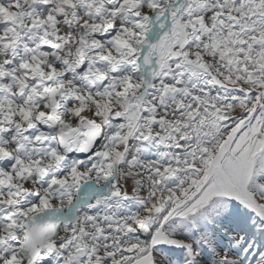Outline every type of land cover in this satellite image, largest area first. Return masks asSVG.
I'll list each match as a JSON object with an SVG mask.
<instances>
[{
	"label": "snow or ice",
	"instance_id": "obj_1",
	"mask_svg": "<svg viewBox=\"0 0 264 264\" xmlns=\"http://www.w3.org/2000/svg\"><path fill=\"white\" fill-rule=\"evenodd\" d=\"M0 264H264V0H0Z\"/></svg>",
	"mask_w": 264,
	"mask_h": 264
}]
</instances>
